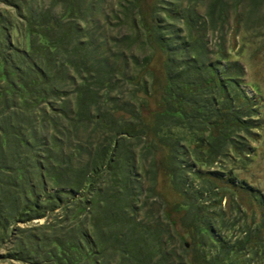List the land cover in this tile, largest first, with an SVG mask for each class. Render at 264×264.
Wrapping results in <instances>:
<instances>
[{"label":"trees","instance_id":"obj_1","mask_svg":"<svg viewBox=\"0 0 264 264\" xmlns=\"http://www.w3.org/2000/svg\"><path fill=\"white\" fill-rule=\"evenodd\" d=\"M125 1L119 0L117 6L134 10L138 0ZM207 1L193 0V8L181 20L191 31L193 45L188 48L181 43L179 53L169 50L171 42L163 35L162 24L154 21L156 38L148 39V43L166 53L163 82L166 99L160 102L161 110L147 120L133 114L137 118L133 125L110 118L111 113L106 109L103 125L92 117L89 120L91 108L95 106L98 116L101 114L98 92L107 90V78L114 71L111 60L121 56L123 70L127 64L119 51L114 56L108 50L110 39L98 41L96 31L100 27L97 23L92 25L93 15L103 9L105 0H0L17 13L14 20L6 18L8 12L0 14V249L15 246L7 253V259L16 264L264 262V191L255 189L235 173L246 161H238L239 156H252L248 145L255 143L259 147L263 143L261 139L258 141L260 133L254 131L262 129L255 119L261 114L264 96L258 85L243 81L244 69L231 61L233 57L240 58L234 52L236 48L226 47L227 41H219L221 47H212L206 37L200 40L193 35L195 30H208L207 21L197 12ZM83 10L92 19H81ZM255 10L264 11V0H214L209 4L206 18L214 22V33L220 27L226 34L225 29L234 28L229 26V20L235 14L240 13V18L250 20L249 24L253 25ZM150 33L147 32V37ZM112 40L118 50L131 52L134 47L131 38ZM136 44L144 46L141 39ZM186 51L192 54L191 59L183 54ZM211 56L216 57L214 62ZM131 59L138 66L137 58ZM71 73L81 78V87L76 85ZM244 86L250 87L255 97L249 96ZM68 87L72 88L71 93ZM66 96L74 98L67 97L64 110L61 104L54 110L57 107L54 101ZM51 110L55 116L52 120ZM125 111L130 113L129 108ZM55 119L57 122H53ZM61 122H70L76 128L90 126L92 131L87 141L91 151L102 147L92 142L101 129L112 131L108 145L104 146L109 148L106 165L111 167L114 162L123 168L122 180H115L120 192L116 193L114 202L99 193L95 198H76L97 169L93 165L89 169L92 172L86 171L83 160L93 162L96 155L78 139L73 140L78 144L77 153L69 152L63 159L57 158L51 145L56 144L57 133L65 130ZM119 135L127 138L120 143ZM142 137L146 139L142 145L163 156L158 160L157 173L171 186L174 192L171 195L176 199L173 204L169 202V209L183 213L186 230L180 234L184 236L179 237L181 241L176 235L169 238L171 242L174 238L180 241L177 245L182 247V252L166 242L167 227L161 222L158 225L148 222L158 214L146 206L152 199L145 195L148 201L139 206L141 189L138 195L133 186L137 177L133 173L134 151L141 148ZM123 143L129 153L119 155ZM82 156L81 171L77 173L73 163ZM240 171L248 170L240 167ZM145 174L148 176L149 171L145 170ZM52 189H55L53 194L49 192ZM245 194L249 195V201L255 202L248 204L246 199L249 208L243 203ZM86 200L91 201L98 213L88 211L90 204ZM57 211L62 213L53 217ZM146 212L142 215L146 221L139 220V213ZM50 216L54 218L51 224H31L24 229L18 226L40 219L50 221ZM246 218L259 224L254 222L257 226L252 228ZM189 253H193L191 259L186 257Z\"/></svg>","mask_w":264,"mask_h":264},{"label":"rangeland","instance_id":"obj_2","mask_svg":"<svg viewBox=\"0 0 264 264\" xmlns=\"http://www.w3.org/2000/svg\"><path fill=\"white\" fill-rule=\"evenodd\" d=\"M125 1V0H124ZM132 0H126L125 2H130ZM191 3H193V0H190ZM214 0H208L204 6H201L199 10H197L199 16L201 18H205L207 21V32H202L199 36L196 34L198 39H202L203 37H206L207 42L210 43L212 47H217L218 45L221 47V42L227 41V46L230 48H236L234 52H237L240 54V58L236 60L235 57L231 58V61L233 63H237L238 66L244 69L245 72V78H243L244 82L252 83L255 85H258L261 94L264 96V11L255 10L253 14V18L251 21H253V25L249 24L250 20H246V18L243 19L240 18V13L235 14V18L229 20V26L232 25V31H229L228 29H225L226 34H223L221 32L220 27H218V32L214 33L212 30L215 26L214 22H211L208 18V9L209 4L213 2ZM119 0H105L104 5H102V8L100 11L95 12L93 15L94 19L92 22V25H95L94 23H97L98 26L102 27L101 33L108 34L109 39L111 40V43L109 45V49L111 51V54H118L122 55L124 57V61L127 62V64H124V70L121 67V56L117 57L115 56V61L113 59L111 60L114 66L113 74L110 75L109 78H107L109 83L106 87L107 90H101L98 92L100 100L98 103H100V113L102 110L109 109L111 113L112 119L120 120L123 122H127L128 124L136 125L137 118H133V114H138V116L142 117L143 119L147 120L150 117L153 118V115L161 110V90H163V86L165 85L163 82L164 80V64L166 62V53L159 50V48H156L153 43H148V39L152 40V38H156L155 34L153 36L151 33L149 34V38L147 37V32H150V28L153 24V21H158L162 24V28L164 29L163 35H165V38H167L171 43L168 45L169 50L176 51L179 53L181 50H178L182 47L181 43H185L188 45V48H190L193 45V36L191 34V31L188 29V27L185 25V22L180 21L179 19H176V15L169 12L170 7L175 8L173 5L176 2L175 0H142L138 5L133 8L134 10L127 8L128 10H124L119 5L117 6ZM204 2V1H203ZM178 3V2H176ZM194 4V3H193ZM125 7L130 6L129 4H125ZM206 6V7H205ZM151 8H154L155 12H153L155 19L151 17ZM161 9V11L159 10ZM259 9V8H258ZM9 13L6 18H12L14 20V16L17 15L16 11L12 9L11 6H8L6 4L0 3V14L4 15V13ZM122 14V15H121ZM247 13H244V17H247ZM105 17V18H104ZM119 17V18H118ZM207 17V18H206ZM108 18V19H107ZM119 20H118V19ZM256 18V19H255ZM106 19L109 21L107 22ZM154 19V20H153ZM243 22V24H242ZM247 23V25H246ZM242 25V26H240ZM83 28L85 27L82 26ZM105 28V30H103ZM234 29V30H233ZM214 33V34H213ZM152 36V38H151ZM115 38L116 40H124V38H131L133 49H131V52L128 50H118V47L114 45L112 42L113 40L111 38ZM196 37V38H197ZM203 38V39H204ZM139 39L142 40V43H144V46H136V41ZM200 39V40H201ZM98 41H103L101 37H98ZM225 45V44H224ZM241 45H244V47L241 49ZM184 47V46H183ZM211 49V48H210ZM226 49V48H225ZM228 49V48H227ZM241 49V50H240ZM107 50V51H108ZM239 51V52H238ZM185 56H188L189 59L192 58V54L190 51L183 52ZM134 56L136 59V62L138 63V66H135V62L131 59V57ZM213 57V56H211ZM214 58V57H213ZM216 60V57L212 60L214 62ZM180 63H182V60H178ZM119 66L121 67V70L117 71L119 69ZM209 66V63H206V67ZM117 75V76H116ZM126 75V76H125ZM128 75V76H127ZM70 76H72V79L76 80V85L78 87H81L82 81L81 78L78 76V74L71 73ZM124 77H127L129 80H125ZM136 79V80H133ZM115 82L116 84L115 86ZM70 86L73 88L72 84ZM68 87L69 93H71L72 88ZM112 88V89H111ZM244 89L247 90L249 96L255 97V92L252 91L250 87L244 86ZM161 89V90H160ZM68 93V92H65ZM130 95V98L129 96ZM69 96V95H68ZM62 97L57 101H54L57 104V107L54 108V110H58L59 106L61 104L62 110H64V105H68V99L74 98L72 97ZM68 97V99H67ZM132 97H135V99L132 100ZM67 99V100H66ZM64 102V103H63ZM104 103L107 105L105 107ZM74 107H76L75 103L73 104ZM121 105V106H120ZM91 108L89 120L96 119L99 120V122L103 123V125L106 123L103 120H100V115L98 116L97 109ZM262 110L260 116L256 117V121H259L257 124L262 127L259 132L254 131V133H260V136L258 138V141L263 140V143L260 144L258 147L257 144L252 143L251 145H248L249 152L252 156H249L247 154L244 156L240 155V159L238 161L246 160L245 162H242L243 165H239L237 168L241 177L245 178L248 183H251L253 187L257 190L264 191V102L261 105ZM67 108V107H66ZM125 108H129L130 113L126 114ZM70 108H68V111ZM73 109V107H71ZM125 111V112H124ZM61 112V111H60ZM51 116L50 119L54 118L53 110H51ZM87 114V113H86ZM57 116H59L57 114ZM88 116V115H87ZM88 118H86L87 121ZM135 119V120H133ZM53 122H57L55 119ZM88 123V122H87ZM92 124V122H91ZM60 125V124H59ZM61 126L65 127V130L61 129V132L55 136L56 144L53 146L51 145L52 151L54 155H56L57 158L63 159L64 155H68L69 152L71 153H77L78 150L76 148L78 147V144L76 142L73 143V140L77 141L79 139V142L83 141V145L86 146L85 149H89L91 154L95 151V158L97 157V154H100V150H105V153L107 152V149L105 147H101L99 150V147H96L95 150L91 151V145L90 142L87 141L89 138V134L92 131L90 126H87L86 129L77 127L76 125H71L70 122H61ZM80 126V125H79ZM69 127H72V130L69 129ZM104 128V127H103ZM90 130V131H89ZM108 131L107 128L101 129L98 132L97 139L103 138V132ZM112 132V131H110ZM109 132V137L107 138V141H110V137L112 136V133ZM257 135V134H256ZM95 137V136H94ZM107 137V136H106ZM119 140L121 143V139H126L127 137L125 135H119ZM255 138V137H253ZM93 137L90 139L92 140ZM81 140V141H80ZM142 140L146 141L144 137L141 139V148L135 149L134 151V163H135V169L134 170V176L137 177V180H134V188L137 191L139 195V189H141L140 197L138 198V201L140 199V205L147 202V198L145 195L149 196L152 199V202H149L146 206H149V210L155 213V217L151 218L150 221L153 224H160L165 225L167 227L168 232H166L165 240L168 242L170 246L173 248L177 247L178 251L182 252V247L180 245L176 244V242L169 241V238L175 237V235L179 237L181 236V233L183 230L185 232V225L183 221V213L178 214L175 212L172 207L169 209V202L172 204L173 201L176 200L172 193H174L171 189V186L167 184L164 181V177L160 175V173H157L158 168V160L162 159L163 156L160 153H156V150L149 147L146 148L144 145H142ZM255 140V139H254ZM72 141V142H71ZM250 142V139H248L247 143ZM71 150H70V149ZM143 148V149H142ZM256 149V150H255ZM119 150V149H118ZM114 151V150H113ZM133 151V150H132ZM140 151V152H139ZM113 153V152H112ZM235 155V154H234ZM101 157V156H100ZM106 158L102 159L97 164V169H101V165L104 163L106 164L108 154L105 156ZM81 159H84L82 156L76 159L74 161V169L76 172H80L79 169V162ZM115 160V158H114ZM120 167V166H119ZM240 167H244L245 170H248L247 172H241ZM145 170L149 171L148 176L145 174ZM195 171V170H194ZM237 171V170H236ZM212 172V171H211ZM117 174H110L106 173V177L104 179L96 177L94 180L97 181V184L88 183L92 181L86 180L87 184H84V187L82 188L83 192H88L89 186L93 185L96 188H94V192L98 193L99 188H101L103 185L106 184H112L114 186V193L116 194L115 190H118L119 185H117V182L115 180L117 179ZM111 179V180H110ZM133 180V178H132ZM136 185V186H135ZM96 189V190H95ZM50 193H54L55 189L49 190ZM111 190L110 192H107L106 195L109 199H111V194L113 193ZM153 192V193H152ZM96 195V194H95ZM117 195V194H116ZM80 196V194H79ZM248 194H245V197L243 195V203L244 206H248L245 203V200L247 199L248 204L254 205L255 202L253 200L248 198ZM177 198V197H176ZM86 204H90L88 207V211L92 213H98L97 209H94L92 207V204L90 203V200H86ZM156 203V204H155ZM238 203V202H237ZM242 204L240 203V206ZM145 206V208H147ZM256 206H253L255 208ZM249 208V206H248ZM59 213V214H57ZM57 215L54 214L53 217L60 215V211H57ZM146 213H139V220L140 218L145 222L144 219L146 216H142ZM49 215V214H47ZM184 216H186V213H184ZM53 217L48 218L50 221H46L40 219L39 221L32 222L30 224L26 225H18L20 228L24 229L27 227L38 225H44L46 222L50 223L54 219ZM187 217V216H186ZM65 217H59L58 219L62 220ZM148 218V217H147ZM150 218V217H149ZM189 221V218L186 222ZM246 221L249 226H252V228L256 227V224H259L257 221H253L252 219L246 218ZM250 221V222H249ZM62 223L64 221H61ZM256 224H255V223ZM251 223V224H250ZM179 233V234H178ZM181 233V234H180ZM180 235V236H179ZM185 238V237H184ZM178 243L181 241L180 238L174 239ZM186 241L189 242L187 239ZM172 244V245H171ZM9 248H5L1 250L0 249V264H16L13 260L7 259V253L11 252L12 249L15 248L12 246H8ZM176 249V250H177ZM9 250V251H8ZM189 255V256H188ZM186 257H193V253H189L186 255ZM17 264H20L17 262ZM256 264H264V262H260L259 260L256 261Z\"/></svg>","mask_w":264,"mask_h":264},{"label":"bare ground","instance_id":"obj_3","mask_svg":"<svg viewBox=\"0 0 264 264\" xmlns=\"http://www.w3.org/2000/svg\"><path fill=\"white\" fill-rule=\"evenodd\" d=\"M140 1L142 2V0H138L137 1V3H136V6L138 5V3H140ZM176 2H178V3H176V4H174L173 6L175 7V8H172V7H170V10H169V12H171L172 14H175L176 15V19H179L180 21L183 19V18H185V16H186V13H187V11L189 10V9H192L193 8V4L191 3V1L190 0H175ZM179 5V6H178ZM175 9H177L178 10V12L177 11H175ZM160 11H161V9H159ZM175 11V12H174ZM151 17L152 18H154L155 19V16H154V14H153V12H155V10H154V8H151ZM155 13H157V12H155ZM79 17L82 19V18H90V16L85 12V10H83V13H81L80 15H79ZM90 19H92V17L90 18ZM153 19V20H154ZM92 22V21H91ZM158 24L160 23V22H158V21H156ZM100 27V26H99ZM101 29H102V27H100V29H98L97 31H96V35H97V37H101V39H103L105 42H106V40L107 39H109V36H108V34H103V33H101ZM150 31H152L153 32V36H154V34H155V32L156 31H154V21H153V24H152V26H151V28H150ZM152 32H151V35H152ZM203 31L202 30H199L198 32L195 30V31H193V35L195 36V38L197 37L196 36V34H198V36L202 33ZM88 33H90L89 31H88ZM156 36V35H155ZM151 38H152V36H151ZM111 39H113V37L111 38ZM153 39H155V37L154 38H152V40ZM196 39H198V37L196 38ZM102 44H104V43H102ZM70 53V52H69ZM70 56V55H69ZM73 58V57H72ZM224 63L225 64H228L229 63V61H224ZM82 65H84L83 63H82ZM84 68H86V66H84ZM127 79V78H126ZM127 80H129V79H127ZM112 89V88H111ZM161 90V89H160ZM160 99L161 100H164V99H166V94H165V90H161V96H160ZM121 106V105H120ZM125 112V111H124ZM55 113H58L57 111L55 112ZM107 111L106 110H102L101 111V114H100V120H103L106 116H107ZM48 137H49V134L46 132L45 133ZM103 138H104V140H102V137L100 138V139H93L92 140V142H94V143H99L102 147H104V146H107L108 145V142H107V138L109 137V131H104L103 132ZM52 136V135H51ZM107 136V137H106ZM74 143V142H73ZM106 149H109V148H106ZM115 153H116V151H115ZM118 153H119V155L120 154H124V153H129V150H128V148H127V145H125L124 143L123 144H121L120 146H119V150H118ZM106 153H105V150H103V149H101L100 150V154H97V157L95 158V160L93 161V162H91L90 160H87V159H84L83 160V167H85V170L86 171H88L90 168H92L93 167V165H96L97 166V164H98V162L99 161H101L102 159H104L105 157H104V155H105ZM101 156V157H100ZM122 166H120L119 167V165L118 164H115L114 162L112 163V166L110 167L109 165H104V166H101V169H95V171H94V175H92V181H91V183L92 184H97V181L96 180H94L96 177H98L99 178V176H100V178H102V179H104L105 177H106V173H110V174H117L118 176H116V178L117 179H119V181H121L122 180V177H123V173H122ZM90 172H92V170H89ZM99 178V179H100ZM111 180V179H110ZM95 184V185H96ZM83 187H84V185H83ZM82 187V188H83ZM94 188H96L95 186H94ZM94 188H93V185L91 186V188L89 189V190H87L88 192H83V190H81V193H80V196L79 195H76V198H82V197H88L87 199H90L89 197H91V198H95L96 197V195H97V192L95 193L94 192ZM96 190V189H95ZM110 190L113 192L114 191V186L112 185V184H106V185H103L101 188H99V190H98V193L100 194V196H102V197H104L105 199H107V200H109L110 201V199L108 198V196L106 195V193L107 192H110ZM116 191V193L118 194L120 191L119 190H115ZM96 194V195H95ZM100 199V197H98V200ZM116 199V194L113 192L112 194H111V202L113 201L114 202V200ZM150 202H152V200L150 201ZM152 203H154V201L152 202ZM147 204H149V202H147L146 203V205ZM156 204V203H155ZM57 213V212H56ZM58 214V213H57ZM86 214H89L88 212L86 213ZM50 217H52V216H50ZM49 217V218H50ZM37 222V221H36ZM164 228H166V226L164 225ZM174 239H176V238H174ZM173 239V240H174ZM175 242H176V244L178 243L176 240H174Z\"/></svg>","mask_w":264,"mask_h":264}]
</instances>
